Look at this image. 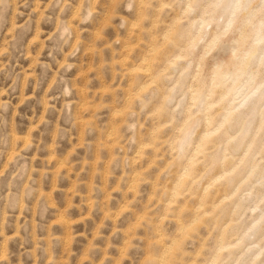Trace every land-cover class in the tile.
<instances>
[{"label":"clouds","instance_id":"1","mask_svg":"<svg viewBox=\"0 0 264 264\" xmlns=\"http://www.w3.org/2000/svg\"><path fill=\"white\" fill-rule=\"evenodd\" d=\"M0 264H264V0H0Z\"/></svg>","mask_w":264,"mask_h":264}]
</instances>
